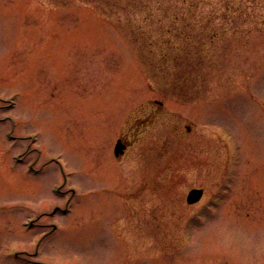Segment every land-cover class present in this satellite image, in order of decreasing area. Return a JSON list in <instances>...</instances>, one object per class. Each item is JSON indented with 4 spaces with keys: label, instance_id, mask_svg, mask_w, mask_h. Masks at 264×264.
<instances>
[{
    "label": "rangeland",
    "instance_id": "1",
    "mask_svg": "<svg viewBox=\"0 0 264 264\" xmlns=\"http://www.w3.org/2000/svg\"><path fill=\"white\" fill-rule=\"evenodd\" d=\"M114 1L0 0V264H264V38L182 102Z\"/></svg>",
    "mask_w": 264,
    "mask_h": 264
},
{
    "label": "trees",
    "instance_id": "2",
    "mask_svg": "<svg viewBox=\"0 0 264 264\" xmlns=\"http://www.w3.org/2000/svg\"><path fill=\"white\" fill-rule=\"evenodd\" d=\"M115 1L125 12L117 25L163 96L182 102L204 98L234 75L250 74L256 63L248 54L264 38L258 25L264 18L245 8L257 0Z\"/></svg>",
    "mask_w": 264,
    "mask_h": 264
},
{
    "label": "water",
    "instance_id": "3",
    "mask_svg": "<svg viewBox=\"0 0 264 264\" xmlns=\"http://www.w3.org/2000/svg\"><path fill=\"white\" fill-rule=\"evenodd\" d=\"M125 146L121 143L120 140H118L115 144L114 147V155L116 158L121 156L124 152ZM202 195V190L201 189H192L189 191L187 195V202L188 203H193L199 200V198Z\"/></svg>",
    "mask_w": 264,
    "mask_h": 264
},
{
    "label": "flooded vegetation",
    "instance_id": "4",
    "mask_svg": "<svg viewBox=\"0 0 264 264\" xmlns=\"http://www.w3.org/2000/svg\"><path fill=\"white\" fill-rule=\"evenodd\" d=\"M122 142L124 143V145H126V148H127V141H125L123 138H122Z\"/></svg>",
    "mask_w": 264,
    "mask_h": 264
}]
</instances>
